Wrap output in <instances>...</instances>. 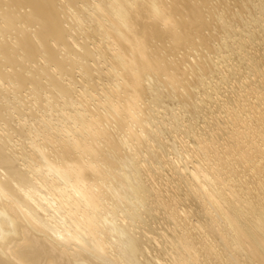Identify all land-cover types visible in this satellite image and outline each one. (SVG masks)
Listing matches in <instances>:
<instances>
[{"label": "bare ground", "instance_id": "6f19581e", "mask_svg": "<svg viewBox=\"0 0 264 264\" xmlns=\"http://www.w3.org/2000/svg\"><path fill=\"white\" fill-rule=\"evenodd\" d=\"M263 25L264 0H0V264H264ZM175 101L209 119L174 167Z\"/></svg>", "mask_w": 264, "mask_h": 264}, {"label": "rangeland", "instance_id": "374dc122", "mask_svg": "<svg viewBox=\"0 0 264 264\" xmlns=\"http://www.w3.org/2000/svg\"><path fill=\"white\" fill-rule=\"evenodd\" d=\"M260 15H262V13L259 12V11H256V12H253L249 17L252 18V19H254L256 17H259ZM234 30L235 31H239L241 29H239V30L238 29H234ZM242 30H246L247 31L249 29L243 28ZM252 31H256L257 38L254 41V43H253L254 45L253 46L255 47L256 46L255 43H256V44H258L257 45V48L256 47L254 48L253 46H249L248 45L246 48H244L239 53L240 54L243 53V55H244V53H249V52H251L253 54H258L259 55V57H258L259 61L262 64H264V25L261 26V27H259V28H256L255 30H252ZM246 36H247V34H240V36L238 38H233L232 37L231 40H233V41L236 40V41H239L240 42L242 40H246ZM263 68H264V65H263ZM248 72H249V70L248 71L245 70L244 73L247 74ZM245 74L243 76H246ZM243 76L236 77L235 79L233 77L232 78H229L228 81H227V83H230L232 81L234 83L236 81L237 82L238 81L239 82H242V80H243L242 77ZM247 77H249L248 80L249 79H254V76L247 75ZM108 82L109 81L107 79L104 81V83H108ZM229 93H230V95H234V93H231V92H229ZM229 93H225L224 95H227ZM165 103H164L165 105H170V108H168V111L160 110L159 109V111L162 112L161 114L158 113V110H156V112L152 114L153 115V124L152 125H153L154 129L156 130V132L157 133L160 132V134H162V133H164L166 131L163 135H160V137L163 139L162 142H164L165 144H162V146H161V144L159 146H157L155 144L156 145V152H157V154L159 156L161 155L162 157H164L168 162L172 163L173 162L172 160H174L178 164V162L181 161L180 160V158H181L180 155L181 154H183L184 156H188V154L186 153L187 151L185 149V145L189 146L190 149L192 150L193 147H194V144H193L192 140L195 137H198L200 135V132L202 133V132L208 131V130H203V126H204V122L209 119V116L207 115V117H205L203 119L204 122L203 121H199V122L198 121H195L194 122L191 119L190 120L187 119L188 118V115L186 113H185L186 115H184V113L183 114L182 113L180 114L178 112V110L180 109V107L178 106L179 103L177 101H175L173 103L172 102L171 103L165 102ZM225 106H227L229 108H235V105H226V104L225 105H217V106H215V105H209V107H213L212 109H214V108L217 109V110L214 109V110H216V113L214 115H216V117L218 119H220V120H217V121L216 120H211V121H209V124L207 125L208 128L215 127L213 129V131H216L217 130V128L219 127V124H221L223 122V120H221V118H223L224 116H223V113H221L220 111H223L222 108L225 107ZM171 107H173L172 109H174V112L171 109ZM212 109H210V110H212ZM91 110L93 112H97V110H99V111L106 110L107 111V108H105V107L97 108L95 105H91ZM11 111H15V110H11ZM176 111L178 113H176ZM164 112L165 113L167 112V113L165 114ZM168 112H170V117L167 116V115H169ZM171 112H173V113H171ZM52 113L55 116H53V117L50 116V117L52 119L57 118L58 119L57 124H55L52 119H50L48 117H45V118L51 120L54 123V126L61 131V134H58L56 131H54L52 129V127H49L48 129H46L45 130V134H43L42 132H39V133H40V135H42V134L43 135L49 134L50 137L57 138V135H59V137H60V136H62L64 134L63 130L66 131V132H69L70 129L72 128L74 122L71 121V120L62 119V115L60 114V112H58L59 114H56L54 112H52ZM40 114H42V113H40ZM178 114H180V116H178ZM13 115H15V116H17L19 118V115L17 113H15ZM161 115H164V117L162 116L163 119L160 118ZM183 115L185 117H187L186 119H184V121H182V120L179 119V118L184 117ZM20 117L29 119V118H27L26 116H24L22 114H21ZM164 118H167L168 121L166 122V119H164ZM30 119H31L32 123L36 122V120L34 118H30ZM163 120H165V122L167 123V125H166L165 122L163 123ZM166 126H168L169 128L166 127ZM159 128H162V130H159ZM166 128H167V130H166ZM217 133L220 134L221 131H218ZM16 134H18V133H16ZM38 137L40 138V136H38ZM187 139H189V140H187ZM171 165L174 166L173 163ZM159 176H157L156 179ZM186 206L188 208H193V204L192 203H188L187 202L186 203ZM149 220H150L149 221L150 225L154 224V222H155L154 220H151V219H149ZM158 223H159V220L157 221V224ZM158 226L161 227L160 224H158Z\"/></svg>", "mask_w": 264, "mask_h": 264}]
</instances>
